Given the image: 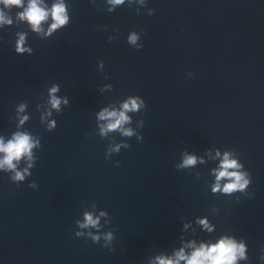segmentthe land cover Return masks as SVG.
<instances>
[{"label": "water", "instance_id": "1", "mask_svg": "<svg viewBox=\"0 0 264 264\" xmlns=\"http://www.w3.org/2000/svg\"><path fill=\"white\" fill-rule=\"evenodd\" d=\"M148 6L154 15L127 6L108 13L102 0L96 6L72 0L71 23L48 39L17 21V10L9 13L13 26L0 31V134L15 130V105L25 101L26 127L42 134L43 147L27 180L12 184L0 175V264H145L177 244L180 217L202 215L216 224V234L243 237L249 264H260L264 0H149ZM133 30L143 32L142 49L126 42ZM19 32H27L33 55L14 52ZM53 80L70 105L47 129L37 103H47ZM104 83L113 90L101 93ZM128 95L146 101V110L134 114L144 120V139L131 138L130 148L106 160L114 134L95 135L96 112ZM213 146L239 153L252 175L251 198L212 195L205 166L191 172L174 167L184 148L202 154ZM33 178L39 188L28 183ZM92 201L111 216L114 250L74 236L75 220Z\"/></svg>", "mask_w": 264, "mask_h": 264}, {"label": "clouds", "instance_id": "2", "mask_svg": "<svg viewBox=\"0 0 264 264\" xmlns=\"http://www.w3.org/2000/svg\"><path fill=\"white\" fill-rule=\"evenodd\" d=\"M88 2L93 6L97 5V0ZM102 3L108 13H113L124 6L135 7L137 14H140L141 10L148 16L155 13V9L148 6L149 0H102ZM14 9L17 10L15 19L42 39H48L58 29L72 21V0H0V31L13 26L14 19L9 13ZM142 34V31H130L126 37L127 44L137 50L142 49ZM16 35L14 52L19 56L33 55V48L27 43V32H19ZM116 38L117 36L108 37L109 41ZM104 68L105 63L100 60L97 70L103 72ZM187 75L192 77L194 73L189 71ZM104 79L108 80L109 77L105 75ZM61 89V82L53 80L47 86V103H37L40 119L47 129H53L58 125L55 113L63 111L70 105L69 96L62 93ZM112 90L111 83H104L99 88L101 93ZM146 108L147 104L142 96L128 95L116 103L101 107L96 112L98 131L95 135L105 139L114 134L105 150L106 160H111L112 156L119 154L122 149L130 148L128 141L131 138L134 137L137 142L143 141L144 137L140 130L144 127V120H134V114L141 113ZM11 119L15 120V130L7 136L0 134V175H7L12 184H18L32 175L39 159L37 150L43 147V139L41 133L26 127L31 119L27 102L20 101L15 105L14 116ZM119 165V160L114 162L115 167ZM200 166L208 168V175L211 178L208 188L212 195L234 197L236 202H239L241 195L248 198L254 195L249 191L252 175L235 149L222 150L213 146L198 154L184 148L174 165L177 170L190 172ZM194 175L199 179L201 173L197 170ZM28 183L34 188H39L35 178L28 180ZM219 211L220 209L215 206L211 209L213 214H219ZM180 222L177 244L170 250H160L148 256L145 264H242V262L249 264L247 241L229 232L216 234L217 226L208 215L195 216L191 219L182 216ZM111 225L109 212L92 201L75 220L74 236L90 239L94 244H100L102 248L114 250L116 230ZM259 262L264 264V255H259Z\"/></svg>", "mask_w": 264, "mask_h": 264}]
</instances>
